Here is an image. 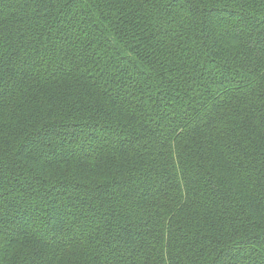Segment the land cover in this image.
<instances>
[{"label":"trees","instance_id":"16d2710c","mask_svg":"<svg viewBox=\"0 0 264 264\" xmlns=\"http://www.w3.org/2000/svg\"><path fill=\"white\" fill-rule=\"evenodd\" d=\"M0 264H264V0H0Z\"/></svg>","mask_w":264,"mask_h":264}]
</instances>
